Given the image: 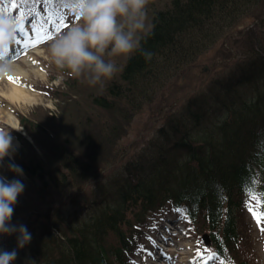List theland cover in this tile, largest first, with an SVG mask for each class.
Instances as JSON below:
<instances>
[{
	"label": "trees",
	"instance_id": "16d2710c",
	"mask_svg": "<svg viewBox=\"0 0 264 264\" xmlns=\"http://www.w3.org/2000/svg\"><path fill=\"white\" fill-rule=\"evenodd\" d=\"M253 18L264 22V0H171L153 14L140 50L126 57L119 73L91 101L104 112L120 114L124 125L183 67L210 51L230 29ZM248 35L251 58L169 116L145 151L116 175L118 180L101 187L85 218L69 222L60 212L63 207L49 211L43 227L28 229L31 241L18 250L15 234L0 236V249L17 250L13 264H123L137 232L136 221L143 222L147 213L166 205L181 211L191 224L202 223L221 255L226 256L225 248L233 252L243 234L239 215L249 206L264 211L257 207L259 201L250 205L254 201L245 193L253 178L258 180L255 191L264 193V31L252 28ZM111 122L114 133L119 125ZM76 136V144L83 145L84 138ZM97 136V144L104 147L113 135L104 131ZM88 139L86 145L95 143ZM61 148V186L73 181L68 182L63 169L81 176V182L94 172L92 164L111 156L98 159L89 149L92 160L85 162L64 140ZM20 166L29 176L53 177L39 164Z\"/></svg>",
	"mask_w": 264,
	"mask_h": 264
},
{
	"label": "rangeland",
	"instance_id": "374dc122",
	"mask_svg": "<svg viewBox=\"0 0 264 264\" xmlns=\"http://www.w3.org/2000/svg\"><path fill=\"white\" fill-rule=\"evenodd\" d=\"M170 1L149 0L146 10L147 29L153 14L164 9ZM25 2L26 0H0V14L12 17V13L21 24L29 20H37V18L42 19L40 22L28 25V29L33 35L34 28L37 27L36 30L42 31L43 36H46L43 42L36 45L40 52H36L37 49L32 47L30 50L35 52L29 54L35 58L44 77L35 73L33 65L31 66L28 62L29 55L14 60L16 65L29 73V78H26L24 82L25 88L36 95V101L33 103H23L8 97L9 79H0V111L4 107H10L19 120L17 129L0 120V128L11 131L14 149L11 160L8 157L5 158L4 168L0 169V173L7 176L9 180L14 178L13 174L7 171L9 163L19 166L21 163L39 164L46 172H52V178L47 176L43 180L36 176H29L22 169L23 176L18 177L25 187L14 206L15 218L11 220V223L29 226L28 229L32 231H38L39 227H43L42 223L47 220V212L54 213L56 208L61 210L58 207H72L74 203L77 207L84 206L89 200L102 193L103 185L111 180L117 181L116 175L124 171L126 165L135 161L145 151V147L156 137L158 129L166 124L169 116L180 112L193 95L208 89L211 91L219 79L230 75L237 66L251 58L250 50L253 44L250 47L248 42L249 29L264 31V22L255 18L248 19L239 27L230 29L210 51L199 56L191 65L183 67L157 97L151 101H145L135 110L129 107L128 110H134L133 117L123 125L120 114L112 115L104 112L91 101L92 96L99 91H104L106 82L102 87L89 85L82 78H74L66 70L58 69L44 55H41L55 37L76 22L77 18L74 14L66 7L52 9L58 5L57 3L49 6L47 2L38 1L35 8H25ZM53 27L57 28L53 29ZM126 57L113 58L119 71ZM110 120L119 125V129H116L114 133L111 129L115 127V123H110ZM19 129L22 131H17ZM104 131L113 136L111 141L105 142L102 147L97 144V135L104 134ZM78 134L84 138L83 145L76 144ZM90 136L95 143L89 146L86 143L90 141V139L87 140ZM63 140L65 145L70 146V151L80 155L85 162L92 160L93 155L90 152L93 149L98 159L106 153H110L111 156L110 158L104 156V160L100 163L92 164L94 172L88 173L84 177L86 179L81 182V176L77 177L74 173L71 174L67 169H63L62 173L67 174L68 182L73 181L61 186L57 184V181L62 167L60 163H57V159L62 150ZM89 149L92 150L89 151ZM111 161L114 163L109 166ZM252 202L254 204L250 205L257 204V200L252 199ZM167 206L169 205H166V210ZM249 207L245 213L239 215L240 231L243 232L240 243L233 252L225 248L226 256L223 257L225 260L216 257V264H229V261L231 264H243V262L264 264V252L260 249V238L264 237L261 233L264 222L258 224L252 212L249 211ZM156 211L157 209L147 213L143 222L136 221L139 239L134 237L132 242L139 245L136 246V253L132 255V259H127V264H144L145 253L142 251V243L145 248H154L156 235H159L162 222L167 218L165 210H158L159 214ZM65 215L67 216V213ZM175 216L176 214L172 217ZM180 219L185 233H179L174 242L175 246L170 247L171 251L172 249L176 251L172 253L174 263L177 260L184 261L183 256L186 254L193 259H198L202 253L212 250L208 231L202 223L191 225L184 219ZM111 242L115 244L117 239L113 237Z\"/></svg>",
	"mask_w": 264,
	"mask_h": 264
},
{
	"label": "clouds",
	"instance_id": "9594fccd",
	"mask_svg": "<svg viewBox=\"0 0 264 264\" xmlns=\"http://www.w3.org/2000/svg\"><path fill=\"white\" fill-rule=\"evenodd\" d=\"M148 4L149 0H66L64 6L77 20L55 37L41 55L74 78L102 87L119 71L113 58L140 50L142 35L147 29ZM16 32L13 17H0V79L11 78L19 72L16 63L4 56L14 46ZM10 132L0 128V169L4 168L5 158L11 160L14 153ZM7 171L14 178L9 180L0 173V236L15 234L18 250L31 241L26 226L11 223L14 206L25 187L18 178L23 176V170L9 163ZM260 249L264 252V237L260 238ZM17 250L0 249V264H13Z\"/></svg>",
	"mask_w": 264,
	"mask_h": 264
},
{
	"label": "bare ground",
	"instance_id": "6f19581e",
	"mask_svg": "<svg viewBox=\"0 0 264 264\" xmlns=\"http://www.w3.org/2000/svg\"><path fill=\"white\" fill-rule=\"evenodd\" d=\"M18 40L23 43L22 37L20 35L17 36ZM39 53L40 51L37 50ZM28 62L33 65L34 71L36 74L41 75L44 77V74L41 73V70H39V66L37 62L35 61V58L33 55L28 56ZM18 66V65H17ZM19 72L17 75H13L9 79L10 82V91L9 94H7L8 97H10L13 100H17L19 102L23 103H33L36 101V95L32 93L29 89L25 88V80L26 78H29V73L23 70L20 66H18ZM0 120L4 122L6 125L11 126L12 128L19 127V120L13 113L12 109L10 107H4L2 111H0Z\"/></svg>",
	"mask_w": 264,
	"mask_h": 264
},
{
	"label": "snow or ice",
	"instance_id": "6c2138e0",
	"mask_svg": "<svg viewBox=\"0 0 264 264\" xmlns=\"http://www.w3.org/2000/svg\"><path fill=\"white\" fill-rule=\"evenodd\" d=\"M8 16L7 14H0V17ZM14 21L17 25V29H19V35L24 37L23 43H21L20 40L17 39V32H16V39H15V45H19L22 48H28V47H35L38 43L43 42L45 37L40 33L39 30H36V36L39 37V39H30L28 36V33L24 31V28L21 26V23L18 19L14 18ZM51 38V37H47ZM19 53H17L13 48L8 50L4 53V56L14 61L18 57ZM258 184V180L256 178H253L251 181V186L245 187V193L247 196H249L253 200H257L260 203H258V208H264V193H257L255 191V187ZM247 206V205H246ZM249 211L252 212V215L254 219H256L257 223L260 224L264 222V211H260L259 213L256 210H253L251 207H249ZM262 235H264V228L261 229ZM199 255V254H198ZM229 264L231 262L229 261Z\"/></svg>",
	"mask_w": 264,
	"mask_h": 264
}]
</instances>
